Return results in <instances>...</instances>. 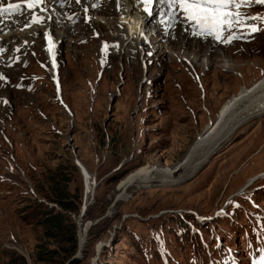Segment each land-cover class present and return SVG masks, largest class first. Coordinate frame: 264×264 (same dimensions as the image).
<instances>
[{"label":"rangeland","instance_id":"374dc122","mask_svg":"<svg viewBox=\"0 0 264 264\" xmlns=\"http://www.w3.org/2000/svg\"><path fill=\"white\" fill-rule=\"evenodd\" d=\"M254 1L242 2L238 12L253 8L251 16L264 26ZM110 10L104 8L96 19L114 21ZM118 24L102 33L79 19L70 24L77 28L71 35L58 32L67 34L68 46L63 41L62 50L57 45L54 51L69 109L56 95L50 78L55 72L42 62L43 37L31 45L37 58L30 54L32 65L3 72L18 78L38 70L44 77L30 92L0 85V264H8L14 253L27 264H225L229 259L227 264H252L251 245L260 246L257 234L264 237V176L257 177L264 173V114L239 126L179 182L133 185L120 196L117 187L140 167L177 165L240 87L264 77V31L249 44L219 52L201 43L203 51L191 63L165 54L163 61L149 58L142 65L139 56L130 63L115 53L104 65L98 56V44L104 43L94 31L104 40L105 33L121 29ZM30 33L21 32L16 40L31 38ZM75 158L89 173L86 187L95 183L82 215L88 190ZM58 189L69 194L75 210L60 206ZM47 211L61 215L63 229L45 224ZM87 222L92 224L82 242L79 228Z\"/></svg>","mask_w":264,"mask_h":264},{"label":"bare ground","instance_id":"6f19581e","mask_svg":"<svg viewBox=\"0 0 264 264\" xmlns=\"http://www.w3.org/2000/svg\"><path fill=\"white\" fill-rule=\"evenodd\" d=\"M81 1L83 4V10L88 15L90 24H95L99 28L100 32L104 33V29L111 27L114 28V26L119 25L118 23H122L121 29H113L112 31H110V34L105 33L106 37H102L106 41L105 45L98 44V56L101 63H104V65L110 58V56L114 55L115 53H123L126 57V60H130V63L132 60L139 56V58H141V64L144 65V63H146L149 58L152 62H154L155 59L156 61H163L165 54H170V58H174L172 61H174L176 57H181L184 63L185 60L191 63L190 60L194 59V57L197 58L200 52L203 51V45L201 44V42L198 43L193 38H186L182 36V40H180V42L174 43L171 40L173 36L172 30H170L169 28H165L164 25H151L149 22L152 20L153 15H142L141 12L137 13L132 8L133 4L130 0H119V10L117 9V4L113 5V8L111 10L108 9L111 13L110 16H114V21L108 20L105 16H102L103 20L99 21L98 19H96L95 15L97 13H102V10L99 8H93V0H90L89 2H87V0ZM46 10L47 15L51 18V22L47 23L44 26L35 28L34 32H32V30H30L29 32H32L33 34L38 33L40 37L44 35V37L42 38V47L45 55L42 62L44 66H48V70L50 69L55 72V82H53V84L55 85V90L57 91L58 96L64 103V100L61 97L60 93V80L58 81L59 78L57 76L59 67L57 56L58 53L56 50L54 51V48L59 45L62 50L63 41L65 43V46H68L65 37L67 36V34L71 35V32L76 31L77 28L72 29L68 21L64 19L61 8L57 4V0H48ZM144 17H146V19ZM57 20H61L62 22V26L58 27L59 29H56L55 26ZM20 26L22 25H19V27ZM60 30L64 31L67 34L62 37L60 34H58ZM20 33L21 32L19 31H13L12 33L7 35L0 34V37L4 38L1 45L6 44V42L9 40H15L16 38H19L21 36ZM148 33H150L149 39L147 38ZM46 34L47 37H45ZM164 38H166V41L161 42V40ZM148 40H150V42L152 43L151 46L148 45ZM22 42H25L26 46H31L32 44H36L37 40L28 37L25 39V41ZM179 44L182 45V47H176V45ZM187 49H191L194 53L187 51ZM144 50L147 51L146 55H148L149 57L143 55ZM149 50H151V52H148ZM161 50L163 52L160 53ZM31 51H34L35 54L36 48H30V54L32 60L37 59L33 57ZM215 51L219 52L217 49H215ZM46 53L48 55V59L46 58ZM123 60L125 61V59ZM0 62V76H3L4 78L6 77L3 75L5 69L13 70V72H16L18 70L17 66L6 68L5 62H2L1 55ZM45 62L48 65H46ZM165 68L166 66L164 64L162 69ZM227 69L229 70L230 68L228 67ZM0 85H4L3 81L0 82ZM66 106L69 109L68 105ZM263 114L264 77L258 79L252 86L240 87L237 94L233 95L221 107L216 115V118L206 126L204 132L198 136V138L190 146L187 154L177 165L172 168H157L150 166H143L138 168L136 171L128 174L122 181H120L117 187V189H119V191L121 192L119 196L124 195L126 190L133 185L145 186L147 183L153 181H158L165 184L176 183L190 176L230 138V136L239 126L247 122L249 119H252L256 116H261ZM15 165L17 164L15 163ZM82 173L86 187L85 175H89V173L85 170L84 167H82ZM261 176H264V173H261L259 175L257 174V177ZM253 178H251L250 180H253ZM94 184V188H92L91 185L86 187L88 191H86L87 193L85 192L86 195L84 197V204H88L93 197V189H95ZM90 195H92L91 198ZM87 225L88 222L85 225H80L79 228V239L82 242L84 241L86 236L85 234L88 229ZM79 245H81L80 242ZM99 247L100 245L97 246V249H99Z\"/></svg>","mask_w":264,"mask_h":264},{"label":"snow or ice","instance_id":"6c2138e0","mask_svg":"<svg viewBox=\"0 0 264 264\" xmlns=\"http://www.w3.org/2000/svg\"><path fill=\"white\" fill-rule=\"evenodd\" d=\"M161 3L167 4L169 9L176 8L183 14V18L194 25L202 32L214 34L217 39L221 38L224 30L234 27H247L250 33L259 29L255 25H246V20L259 19L258 17H245L240 12H233L231 8H239L241 3L247 0H160ZM257 3H264V0H256ZM45 0H18L17 3H9L7 6L0 4V23L3 22L5 13L9 15H24L30 13L32 16L31 23H40L41 19L32 10L40 7ZM146 5L145 11L150 14V6L153 0H142ZM40 11H44L40 8ZM173 14L169 12L171 17ZM259 264H264V258H261Z\"/></svg>","mask_w":264,"mask_h":264},{"label":"trees","instance_id":"16d2710c","mask_svg":"<svg viewBox=\"0 0 264 264\" xmlns=\"http://www.w3.org/2000/svg\"><path fill=\"white\" fill-rule=\"evenodd\" d=\"M116 178L117 177H114V180ZM64 192L65 191H63L61 193V192H59V189H58V196L61 198L60 200L57 199L58 203L60 204V206L64 210H67V211L75 210L76 209L75 205L73 204L72 200H70L69 197H68L69 194L68 193H64ZM45 214H47V215H44V217L42 218L43 221L45 222V224H49V226L51 225L52 227L56 228L58 231H60V229H63V226H62V220L63 219H62L60 214L54 215L50 211H47ZM73 244H74V247L71 250V252L69 253V255L67 256V258L70 257L75 251L76 238L73 239ZM14 254H11L9 256L8 264H27L24 257H22L21 255H18V254H15V255ZM47 258L49 259L50 257L49 256H45V255H38V259H40L42 261L47 260ZM34 261L37 262V259L35 258ZM70 264H75V262L72 260V261H70Z\"/></svg>","mask_w":264,"mask_h":264},{"label":"water","instance_id":"95a60500","mask_svg":"<svg viewBox=\"0 0 264 264\" xmlns=\"http://www.w3.org/2000/svg\"><path fill=\"white\" fill-rule=\"evenodd\" d=\"M80 168H81V166H80ZM88 206V204H84V205H82L81 206V208H80V214L82 215L83 213H84V210L86 209V207ZM92 223L90 222H88V225H87V228L91 225ZM80 246V245H79ZM81 247V246H80Z\"/></svg>","mask_w":264,"mask_h":264}]
</instances>
